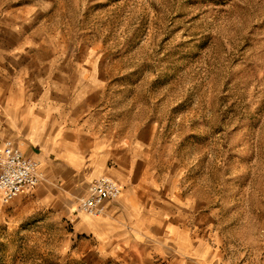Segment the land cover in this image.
Segmentation results:
<instances>
[{"label": "rangeland", "instance_id": "obj_1", "mask_svg": "<svg viewBox=\"0 0 264 264\" xmlns=\"http://www.w3.org/2000/svg\"><path fill=\"white\" fill-rule=\"evenodd\" d=\"M0 29L101 64L100 127L150 142L158 188L195 201L216 264H264V0H0ZM35 188L0 197V264H105Z\"/></svg>", "mask_w": 264, "mask_h": 264}, {"label": "crops", "instance_id": "obj_2", "mask_svg": "<svg viewBox=\"0 0 264 264\" xmlns=\"http://www.w3.org/2000/svg\"><path fill=\"white\" fill-rule=\"evenodd\" d=\"M30 36L0 29V145L11 139L40 163L38 201L67 213L105 264H216L195 201L183 189L158 188L150 142L137 136L124 143L97 123L101 64L55 61V44ZM101 174L121 184V196L83 220L78 198Z\"/></svg>", "mask_w": 264, "mask_h": 264}, {"label": "built area", "instance_id": "obj_3", "mask_svg": "<svg viewBox=\"0 0 264 264\" xmlns=\"http://www.w3.org/2000/svg\"><path fill=\"white\" fill-rule=\"evenodd\" d=\"M43 179L40 163L27 155L11 140L0 145V197L11 200L37 186ZM122 186L113 177L101 174L93 178L78 198V208L90 215H98L105 200L121 196Z\"/></svg>", "mask_w": 264, "mask_h": 264}, {"label": "bare ground", "instance_id": "obj_4", "mask_svg": "<svg viewBox=\"0 0 264 264\" xmlns=\"http://www.w3.org/2000/svg\"><path fill=\"white\" fill-rule=\"evenodd\" d=\"M43 180V179H42ZM45 185L49 186L48 183H46ZM80 210V209H79ZM79 214H84V215H88V216H94V215H90V214H87L85 212H83L82 210H80V213Z\"/></svg>", "mask_w": 264, "mask_h": 264}]
</instances>
